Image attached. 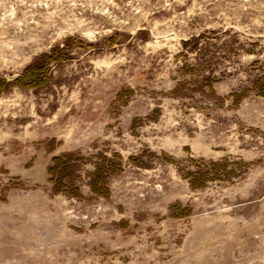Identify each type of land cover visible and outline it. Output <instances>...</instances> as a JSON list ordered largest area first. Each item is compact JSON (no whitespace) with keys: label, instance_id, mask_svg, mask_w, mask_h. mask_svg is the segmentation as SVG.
Masks as SVG:
<instances>
[{"label":"rangeland","instance_id":"1","mask_svg":"<svg viewBox=\"0 0 264 264\" xmlns=\"http://www.w3.org/2000/svg\"><path fill=\"white\" fill-rule=\"evenodd\" d=\"M263 71L264 0H0V264H264Z\"/></svg>","mask_w":264,"mask_h":264},{"label":"trees","instance_id":"2","mask_svg":"<svg viewBox=\"0 0 264 264\" xmlns=\"http://www.w3.org/2000/svg\"><path fill=\"white\" fill-rule=\"evenodd\" d=\"M200 36L198 38L190 39L183 41V46L191 45L192 48H197V45L200 42ZM61 51L53 50L52 56H58ZM46 60H51L50 56H43ZM254 64H257L254 62ZM47 65V62L44 64H32L24 69L23 74L13 79V82L17 84H28V85H37L40 81V74L42 70ZM249 89L243 88L242 90L233 91L229 94L228 98L233 104L239 103L244 97H246L248 92H253L257 96L264 97V71L260 75L256 76L255 79L251 80ZM116 157V156H115ZM83 156L77 152H65L57 156H53L50 160V164L46 168V173L48 176L47 182L50 184V190L53 193H58L60 191H66L73 196H78L79 190L76 185V180L79 179L77 170L83 162ZM218 166L216 163L212 164V167ZM118 164L114 163L111 159H108L106 156H102L101 162L96 164L95 171L90 175V186L92 191L99 192L103 196H107L108 191L105 186V181L103 173L105 171H117ZM201 174L198 178L194 177L190 185L192 187H199L203 184L204 173Z\"/></svg>","mask_w":264,"mask_h":264}]
</instances>
